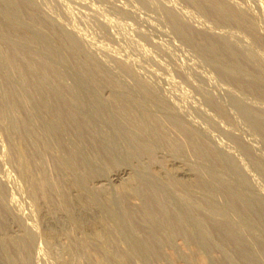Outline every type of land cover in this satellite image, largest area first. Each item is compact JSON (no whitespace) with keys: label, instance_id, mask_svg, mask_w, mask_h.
Returning a JSON list of instances; mask_svg holds the SVG:
<instances>
[{"label":"rangeland","instance_id":"obj_1","mask_svg":"<svg viewBox=\"0 0 264 264\" xmlns=\"http://www.w3.org/2000/svg\"><path fill=\"white\" fill-rule=\"evenodd\" d=\"M216 1L13 0L14 4L8 11L9 8L4 0H0V54L7 58L8 63L6 65L8 73L4 70L6 71L5 76H2L4 71L1 72L2 75L0 74V96L3 85L13 88L16 97L23 96L21 99L24 104L19 107V111L24 108L29 115L30 113L35 115L37 110L33 108L37 106L39 110V105L44 101L43 98L50 95L53 107L56 102L57 106L62 107L63 115L65 114L64 117L62 116V120H64L61 125L56 126V124L54 125L55 121H52L53 118L55 120L53 116L56 111H51L52 108L50 111L47 110L48 113L45 110L37 111L40 116L36 117L35 125L37 127L34 125L33 129L39 140L35 137L38 140L35 141L34 137L29 138L23 133V128L20 130L18 128L17 132V128L12 127V122L8 121H12L13 115L10 114L6 103L3 104L2 99L0 100V112L2 113L0 115V204L7 212L6 222L9 224L13 222L11 229L14 232L10 231L11 235L23 233L24 229L30 230L27 238L28 247L32 256L36 254L39 257L35 259L34 264H58L57 249L51 243L44 242L43 239L45 235L54 234V230L58 231L52 228L51 223L49 229L46 227L47 212L51 210L53 215L64 217L67 214V201H69L67 199L75 198L79 194L78 190L69 186L72 173L66 166V162L70 156H78V150L84 146L85 150L90 148L89 152L86 151L91 160L95 158L98 160L107 155V149L99 143V135L103 131H107V117H105L107 113L99 112L101 116L99 115L98 118L102 121L99 123L97 115L93 117L89 111L94 109L91 107L95 105L93 102L97 95L101 102L108 104L116 101L121 95H126L127 101L139 98L138 102L141 104L144 102L146 109L150 108L156 118H160L159 121L165 127L162 133L165 137L161 135L162 139L167 137L185 141L188 135L184 136L186 132L182 133L181 126H186L195 139L207 144L213 159H207L208 163L211 165L214 163L218 171H223L226 165L228 169L225 176L227 177L224 178L227 179L230 176L226 182L227 186L222 188L224 199L214 186H210L211 188L206 186L209 190L205 188L195 196L185 197L192 207L199 208L195 209L200 210V215H202L203 223H205L203 225L206 241L207 243L210 241L208 249H206L208 258H213L214 264H230V262L231 264H248V261L249 264L253 262L254 264H264V237L260 234L263 227L252 219L254 216H251L250 210L245 209L243 213H240L241 208L233 206L230 201V197L236 193L232 184H239L248 190L254 199L256 198L257 207L262 208L260 210L264 214V0ZM12 10L20 12V23L13 21V15L17 12L13 13ZM9 29H12L9 36L3 38L4 32ZM44 40H48V42ZM43 41L49 47L45 46ZM16 51L19 53L17 58L10 59ZM29 61L32 65L38 66L35 72L27 68L26 64ZM16 65L21 67V72L25 75L27 80L25 86L19 79L20 74L15 68ZM84 68L85 71H83ZM87 68L91 70L87 71L89 70ZM77 69L83 73L82 77L78 76ZM39 72L43 74L41 75ZM86 73L88 78L85 76ZM76 76L80 77V80L83 79L84 85L87 87L91 84L92 78H95V82L97 81L96 89L92 90L91 102L90 99L86 101L84 98L87 97L86 92L77 88L76 83L79 79ZM40 79L42 81L45 79L44 86ZM37 84H40L41 87L39 85L37 87ZM22 88L24 89L22 90ZM34 94L35 96H33ZM56 95L61 99H58ZM63 97L73 101L76 106L66 109L62 102ZM81 98L84 101L82 102L84 106L80 104ZM137 101L129 100V105L138 108L140 103L138 104ZM132 103H136L138 106L132 105ZM33 110L35 111L33 112ZM23 111L21 110V112ZM22 114L25 116L24 112ZM84 116L88 117L90 121L87 120L88 118L84 119ZM73 119L80 121L81 130H83L82 136ZM176 120H179L178 123ZM117 121L125 135L137 134L136 130L122 118L117 117ZM56 128L57 130H55ZM41 133L45 134L44 137H41ZM145 136L139 134L138 138L147 139L148 137ZM49 137L56 139L61 149L49 147L46 161L43 163L35 156L36 146L39 147L41 142H38L42 140L44 143L45 140H49ZM125 137L122 136V139ZM86 140L90 142H86ZM82 142L84 144L81 145ZM153 145L149 143L145 148L149 150ZM171 153V150L163 145L154 150V154L158 156L171 157L173 155ZM189 154L190 152L187 151V155L183 154L181 157L180 153L176 157L178 156L177 158L183 162L187 161L185 163L194 165L195 163L189 162H193L194 159ZM29 161L32 162L30 166L33 164V170L36 169V172L30 170L34 172L32 173L33 177L39 179L42 176L41 171H43L49 175L54 184L53 188L46 190L44 198L36 195L34 185L23 173V164ZM219 161L223 163L219 164ZM195 162L198 163V161ZM125 163L117 159L115 163L110 164L112 173H124L121 179L112 183V187L122 184L133 170L143 168L148 164V161L145 155L131 154ZM86 165L87 171L94 170L91 165ZM202 169V175L208 180L209 173ZM106 176L101 172L96 179L93 178V182L103 180ZM215 199L220 203H227L224 205L225 207L232 205L231 208L235 212L243 214L242 221H245V224L252 220L251 223L255 230L254 228L247 229L248 226L239 224L235 214L231 215L232 220L227 221L226 216L223 217L224 214L212 206L214 204L212 201ZM60 200H66L65 204L63 202L59 205ZM85 200L89 209H81L79 213V209L75 208L73 210L74 217L80 219L81 223L88 221L91 225H97L101 219L103 220L101 208L92 196H86ZM171 208V206H167L166 209L168 215L170 212V217L174 215V209ZM219 213L223 216H220ZM234 216L235 219H233ZM215 219L216 224H214ZM56 222L55 219L52 221L53 224ZM228 222L232 224L230 225ZM224 224L228 227L235 226L232 227L235 239L230 240L224 236L220 229L222 227L225 229L226 225ZM216 225H218L217 228ZM64 226L71 231L74 242L84 239L79 223L72 224L67 220ZM180 228V233L177 235L179 238L176 236L177 243L180 242L179 244L183 245L187 243L188 245L193 242L187 224ZM260 228L262 229L259 233ZM187 229L188 231H186ZM237 232L244 234L243 237L246 235L244 238L246 241L248 240V243L238 239ZM255 249L256 253H253ZM242 252L245 256L242 255ZM0 264H2L1 259ZM159 264L169 263L162 258Z\"/></svg>","mask_w":264,"mask_h":264},{"label":"bare ground","instance_id":"obj_2","mask_svg":"<svg viewBox=\"0 0 264 264\" xmlns=\"http://www.w3.org/2000/svg\"><path fill=\"white\" fill-rule=\"evenodd\" d=\"M4 2L7 6V8H9L8 11H10V9L13 6L12 4H14L13 0H4ZM216 2H218V0ZM214 3H215V1H214ZM12 12L13 13L17 12V13H14V15H13L14 16L13 21H15L16 23L17 22L20 23L21 22L20 21L21 20L20 19V16H21L20 12H18V10L17 11L12 10ZM231 15H232V13H231ZM177 28L179 29L178 26H177ZM11 30L10 29L6 30L3 34L4 36H2V37L3 38L8 37ZM40 41H38V42H40ZM44 41L48 42V40H44ZM44 41H43V43H44ZM47 44H49V43H47ZM44 45H45V43H44ZM45 46L49 47V45H45ZM34 52H36V51H34ZM18 55H19V53H18V51H16L15 53H13L11 55L10 59L13 60V59L17 58ZM46 57H47V55H46ZM61 59H62V57H61ZM58 61H59V59H58ZM58 61H56V62H58ZM6 65H8L7 58L4 57V55L0 54V74L4 70L7 71V72L4 71L2 73L4 75L1 74L2 76H5V72L8 73V70H7L8 68H6ZM26 65L25 66L28 69H31L34 72L37 70L36 67H38L36 65L35 66L32 65V63L30 61L27 62ZM44 65H45V63H44ZM50 66L52 67V65H50ZM15 68L18 71V74H20V78H19V76H18V78L21 79V83L24 84V86H25V83L27 82V80L25 79V75L21 72V67L19 65L18 66L16 65ZM56 68H58V67H56ZM87 69H89V68H87ZM90 70L91 69H89L87 71H90ZM77 71H78V69H77ZM83 71H85V68L83 69ZM41 72H39V73H41ZM78 72L80 74V75L78 74V76L82 77L83 73H81V70ZM59 73H61V72H59ZM32 74H33V72H32ZM42 74L43 73H41V75ZM6 75H8V74H6ZM9 76H10V74H9ZM85 76H87V73ZM90 76H92V75H90ZM43 77H42V79H43ZM96 77H97V75H96ZM39 78H41V76ZM39 78H38V81H39ZM83 78H84V76H83ZM87 78H88V76H87ZM78 79H79V81H77ZM78 79L76 80L78 83V84L76 83L77 88L84 93L86 92L88 98L86 96L84 98L86 99V101L87 100L89 101V99H90V102H91L92 101L91 97L93 96L92 90L94 88L96 89V87L98 85V83H96L97 81L95 82L94 81L95 78L94 79L92 78L91 84L87 87V85H84L85 82L83 81V79H81L83 82L80 80V77ZM5 80H6V78H5ZM12 80H14V79H12ZM44 80L43 81L41 80L42 81L41 83H43ZM96 80H98V79H96ZM9 81H7V82H9ZM49 81H48V83H49ZM87 82H86V84H88ZM89 82H90V80H89ZM12 84H14V83H12ZM34 84H35V82H34ZM38 85L40 86V84H37V87H38ZM34 86H36V85H34ZM43 86H44V83H43ZM40 87H39V91H40ZM59 88H61V87L59 86ZM65 88H66V86H65ZM23 89L24 88H22V90ZM0 90H1V88H0ZM58 90H56V91H58ZM14 91H13V88L5 87V85H3L2 91H1V96H0L2 98H0V100L2 99L3 104L6 103L10 114L13 115L12 121H8V122H10V123L12 122V124H11L12 127L17 128L16 131L18 130V128H19V130H20V128H23L24 129V130L22 129L23 133H25L29 138L34 137V139L36 141L38 138L36 136V132L33 129V127L36 123V117H38V115L40 116V114H37V111L39 112L40 110H43V111L45 110V112H47V110L50 111L51 108H52L51 111L52 110L56 111V113L53 112L55 114V116H53V117H55V120H54V118L52 120V121H55V123L53 122L54 125L55 124H56V126L61 125L62 121L64 120V119L62 120V118L65 116V114L63 115L62 107H60L59 105L57 106L56 102H55L56 105L54 106L56 108L53 107V102L51 101V98L49 97L50 95L45 96V98H43L44 101L39 105V108H40L39 110L37 109V106H36V108H33V109L37 110L35 112L37 114V116H36V114L33 115L31 113L29 115L28 111H26V109L24 110V108L21 109L22 111L24 110L23 112L25 113V116H23V114L21 115V113H23V112H21V110L19 111V109H20L19 107L22 104H24L23 103L24 101H22V99H21V97H23V96L16 97L14 94L15 93ZM41 92L43 93V91H41ZM21 94H23V93H21ZM51 94H53V93L51 92ZM86 94H84V95H86ZM27 95H26V97H28ZM40 95H41V93H40ZM94 95H96V94H94ZM33 96H35V94ZM60 96H61V94H60ZM60 96H59V98L61 99ZM56 97H57V95H56ZM69 97H71V96H69ZM97 97H98V95H97ZM97 97H95V100H94L95 102H93V103H95V105L91 107L94 109L93 110L88 109V110L91 111L93 117L97 115V119H99L98 116L101 114V113H99L100 111L101 112L103 111L104 114L107 113V115H105V117H107V131L104 132L102 130L103 132L102 131L101 132L103 134L101 133V135H99L100 139L98 138L99 143L101 145L105 146V148L107 149V155L106 156L104 155V157H102V158L99 157L101 159H98V160H95L96 159L95 157H94L95 158L94 160H91V158L88 157V155H87V151L89 152L90 148H89V150H87V148H86V150H87L86 151L84 149L85 146L84 147L81 146L82 148L80 150H78L79 151L78 156L74 157V156L69 155L70 158L66 162V166L68 167V169L72 173V178L69 179V186L78 190L79 194L75 198L67 199V200H69V201H67L68 208H66V213H67L66 215L67 216L65 215L64 217H60V216L57 217L56 214L53 215V212H50L51 210H49V212H47L48 219L46 220V227L49 229L50 223H51L52 228H55L58 231L54 230V234L45 235L44 239H43L44 242L46 241V243H51L57 249V251H58V264H159V262L161 261L162 258L165 259V261H167V263H169V264H214L213 263L214 260L212 261L213 258L209 259L207 252H206L207 251L206 249H208L207 247H208V244L210 243V241H209V243H207V241H206V234H205L206 232L204 231V225H203L205 223H203V219L201 217L202 215H200L201 213L199 212L200 210L199 211L196 210L195 208H197V207H195V206L192 207L190 202L188 201V199H186L185 197L195 196L196 194L202 192L205 188L210 187V186L211 187L214 186V188H217L219 190V192L217 189H215V190L218 192V194H221L223 197L224 193L222 191V188L224 186L225 187L227 186L226 182H228L227 179L230 177L229 176L227 179L224 178V177H227V176H225L227 169H228L227 166L225 165L226 168L222 167L223 171L222 170L218 171V168L216 165H214V163H213V165L208 163L209 160H213V159H212L211 153L209 151V148L207 147V144H205L201 141H198V139H195L194 135L187 129L188 127H186V126L185 127L181 126L182 133L186 132L184 134V136L186 134L188 135L186 137L187 139L186 140L184 139L185 141H182V140L180 141L179 139L173 140L171 137L170 138L172 140L167 138V137H166L167 139L166 138L162 139L163 136L165 137V135L162 134L165 127L159 121L160 118L157 119L156 116L153 114V112L150 110V108H149V110L146 109L144 102L142 104L140 102H138L139 98L134 99V100L135 101L138 100L137 102H138V104L140 103L139 104L140 107L138 105H136L137 102L132 103V105L135 104L136 106H138V108H136V107H132L131 105H129V100H131V101H134V100L128 98L129 100L127 101L126 95L119 96L116 99V101H114L113 103H109V104L101 102L99 100V97L98 98ZM52 98H54V97L52 96ZM75 100L77 101V99H75ZM81 100H80V104L83 105L82 102H84V101L82 98H81ZM32 101H33V99H32ZM62 102H64V107H66V109H70L71 107L76 106L73 101H71L70 99H67L66 97L62 98ZM76 104H78V103H76ZM78 106H79V104H78ZM3 110H4V107H3ZM35 110H33V112ZM164 112H165V110H164ZM5 114H6V112H5ZM155 114H156V112H155ZM0 115H2V113ZM84 115H86V114H84ZM72 117H73V115H72ZM117 117L122 118L126 123H128L130 126H132L136 130L137 134H134L133 136L125 135V133L121 129V126L118 124ZM39 118H41V117H39ZM87 118L88 117L84 116V119H87ZM73 120L76 123L77 128H79L78 131L80 132V135L82 136L83 130H81L80 121H78L77 119H73ZM87 120H89V118ZM99 120H98L99 123L102 122L101 120L100 121ZM173 121H171V122H173ZM176 121H177L176 123H178L179 120H176ZM54 125H52V126L54 127ZM178 126H180V125H178ZM45 127H46V125H45ZM53 127H51V128H53ZM55 130H57V128ZM37 133H39V132H37ZM139 134L140 135L142 134L143 137H144V135H146L145 137H148V138L147 139H139L138 138ZM44 135H42V133H41V137L42 136L44 137ZM161 135H163V136H161ZM38 136L40 137V135H38ZM122 136H126L125 139H122ZM160 137H161V139H160ZM96 138H94V139L96 140ZM32 140H31V142H32ZM87 141L88 140H86V142ZM66 142H68V141H66ZM88 142H90V141H88ZM36 143L34 142V144H36ZM38 143H40V145ZM38 143L37 144L39 145V147L34 145L37 147V151L34 150L35 154H36L35 156L38 160L42 161L43 163L46 161L47 152L49 150V147H53L55 149H57V148L61 149V148H59L58 141L54 138L50 139V137H49V140H47V141L45 140L44 143L42 140L39 141ZM149 143L151 145H153V144L154 145L152 146L151 149L148 150L145 147ZM80 144L82 145L84 143L82 142ZM95 144L94 145L97 147V143H95ZM66 145H67V143H66ZM87 145H88V143H87ZM92 145H93V143H92ZM161 145L165 146L166 148H169L171 150V152L173 153V155L171 157H167L164 155L158 156L156 154L157 155L156 156L154 154V150L159 149V146H161ZM69 146H71V145H69ZM90 146H91V144H90ZM30 147H32V146H30ZM70 148H72V147H70ZM160 149L162 150V148H160ZM74 151H77V150L74 149ZM187 151H189L190 154L192 155V157L194 158L192 160L193 162L189 161L190 163H195L194 165L185 163L187 161L183 162V161L179 160V158H177L178 156L176 157V155L180 154V153H181V157H183L182 156L183 154L187 155ZM94 152H96V151H94ZM131 154H133V155L135 154L137 156L145 155L146 159L148 161V164L146 166H144L143 168L133 170L132 174H129L127 176V178H126L127 180H125L119 186L112 187L113 186L112 183L114 181H118L119 179H121V176L124 175V173H122V174L112 173L110 171V164L115 163L117 161V159H118V161L121 160V162L127 163V158ZM207 159H209V160L207 161ZM195 161H198V163ZM31 163L29 161V162H26L23 164V169H22L23 173L27 177V179H29L31 181V183L34 185L36 195L44 198L46 190H48L49 188H53L54 184H53L52 180L50 179L49 175H47L43 171H41L42 176L39 179L36 177H33L32 173L36 172L35 171L36 169L33 170V168H32L33 164L30 166ZM36 163H37V161H36ZM222 163H220V161H219V164H222ZM86 164L94 167V170L90 171V169H89L88 170L89 172H88L86 170V166H87ZM20 168H22V167H20ZM202 168L205 169L206 172L209 173L210 177H208L209 178L208 180H207V177L205 178V176L202 175V173H201ZM30 170H33L34 172H32ZM101 172H103L107 175L106 178L103 180H100V181L98 180L96 183L93 182V178L96 179L97 175L101 174ZM232 186L235 187L236 193H234L230 197L231 204L233 206H238L239 208H241L240 213H243V210H245V209L250 210L252 212V213H250L251 216L252 217L254 216V218H252V219L256 220V223L258 222L261 225V227H263V230L261 233H260V231L262 228H260L259 231L256 229V232L258 231L264 237V214L261 211L262 208H260L261 209L260 210L257 207V204H256L257 201H255L256 198L254 199V197H252L250 195V192L248 190H246L244 187H242L241 185H239V184L233 185L232 184ZM213 189L212 190L210 189V190L213 191ZM123 195L126 197H124ZM86 196H92L93 198H95L97 200V203L100 206L101 212H102L101 213V215H102L101 217L103 218V220L101 219V222L103 221L102 223L101 222L97 223V225H91L88 221L85 223H81L80 219L74 217L73 210L75 208L79 209L78 210L79 213H80L81 209H84V210L89 209L86 205V200H85ZM205 198H208V197H205ZM223 199H224V197H223ZM137 200H138L139 204L137 203ZM65 201L66 200H60L59 205H61L63 202L65 204ZM212 203H214L212 206H214L218 210V212L224 214V216L221 214L223 217L226 216L225 218L227 219V221L231 219V215L235 214L238 217L239 224H241L242 226H243V224L248 226V227H246L247 229L250 228L252 230L254 228V230H255L254 225L251 223L252 220H251V222L249 221L248 223L246 221L247 224H245L244 223L245 221H242V219H244L243 218L244 216H242L243 214H239V212L237 213V211L235 212V210L233 208H231L232 207L231 204H229V205H231V207L228 206L229 207L228 208V207L224 206L227 203H225V204L223 202L220 203L216 199L214 201H212ZM167 206L168 207L171 206L172 207L171 209H174L175 213L173 212L174 215L171 217L169 216L170 212L168 215V212L166 210ZM196 206H198V205H196ZM200 206H201V204H200ZM197 209H199V208H197ZM6 213H7L6 210L0 204V259L2 261V264H34V261H35V259H37L38 255L35 254L32 256V254L29 250V247H28L27 238L29 236L28 231H30V230L24 229L23 233H20V234L14 233L15 235H13V234L11 235L10 231L14 232V230L11 229V225L13 222L10 224L6 222V218L8 217ZM220 213H219V215H220ZM212 216H213V211H212ZM54 219L57 221L56 224L52 223V221ZM233 219H235V216ZM67 220L71 221L72 224H74V223L78 224L79 223V225H81L82 235L84 238L82 241L74 242V237L72 236L71 231H69V228L64 226V223H66ZM228 223L230 224V222H228ZM59 224H60V226H59ZM186 224L189 227V231H190L189 234H191V236H192L191 240H193V242H191L188 245H187V243H186V245H183V244H179L180 242L177 243L176 236L180 233V230H181L180 227L184 226ZM214 224H216V219H215ZM224 225H226V224H224ZM205 226H207V225H205ZM238 226L240 227V225H238ZM217 227H218V225H216V228ZM229 227H231V226H229ZM229 227H228V225H226L225 229L223 227L220 229H222V232L224 233V236L226 238H229L230 240L233 238L235 239L236 237H234V235L232 234V232H233L232 229L235 226L234 227L232 226L233 228L231 227V229H229ZM18 230H19V228H18ZM186 231H188V229ZM243 235L241 232H239L237 234V238L238 239L240 238L243 240V242H245L246 239L244 237L246 235L244 237H243ZM187 238H188V235H187ZM260 238H262V237H260ZM211 242H213V241H211ZM237 243H238V240H237ZM228 244H231V243H228ZM216 246H217V243H216ZM210 247H211V245H210ZM210 247H209V249H210ZM33 248L36 251V247L34 246ZM228 251H229V249H228ZM257 251H260V250H257ZM250 252H253V251L250 250ZM231 253H230V255H231ZM253 253H256V249L254 250ZM223 254H224V252H223ZM245 254H247V253H245ZM221 255H222V253H221ZM242 255H243V252H242ZM253 255H255V254H253ZM158 256H160L162 258H159ZM243 256H245V255H243ZM226 258H229V257H226ZM262 258H263V254H262ZM217 260H216V262H217ZM222 261H223V259H222ZM217 263H219V262H217ZM230 264H231V262H230ZM248 264H249V261H248ZM252 264H254V262Z\"/></svg>","mask_w":264,"mask_h":264}]
</instances>
